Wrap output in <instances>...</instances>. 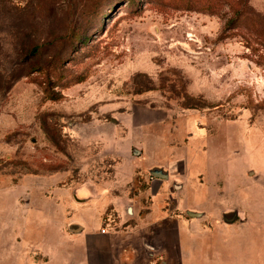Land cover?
<instances>
[{"label":"rangeland","instance_id":"rangeland-1","mask_svg":"<svg viewBox=\"0 0 264 264\" xmlns=\"http://www.w3.org/2000/svg\"><path fill=\"white\" fill-rule=\"evenodd\" d=\"M228 2L0 0V261L12 242L65 241L88 216L67 190L117 158L191 143L264 222V0L232 23ZM166 166L139 170L150 185L181 168Z\"/></svg>","mask_w":264,"mask_h":264},{"label":"crops","instance_id":"crops-1","mask_svg":"<svg viewBox=\"0 0 264 264\" xmlns=\"http://www.w3.org/2000/svg\"><path fill=\"white\" fill-rule=\"evenodd\" d=\"M193 144L177 153L168 148L166 158L147 156V151L141 159L117 158L113 175L67 190L76 203L87 204L88 216L86 221L65 222V241L36 236L12 242L1 261L264 264V222L248 221L245 194L236 199L235 190L224 187L229 174L212 172L215 159L197 158ZM170 163L181 166L177 174L168 172L147 185L148 175L139 169L167 168Z\"/></svg>","mask_w":264,"mask_h":264},{"label":"trees","instance_id":"trees-1","mask_svg":"<svg viewBox=\"0 0 264 264\" xmlns=\"http://www.w3.org/2000/svg\"><path fill=\"white\" fill-rule=\"evenodd\" d=\"M230 5V8H233V10L235 9V13L237 14V17H234L231 19V23L234 21H237V19L242 18V16L245 14V7H248L250 4V0H233L230 2H228ZM220 6H222V2L218 1L215 5H210V7L212 9H217ZM37 53V48L34 47L29 54H36Z\"/></svg>","mask_w":264,"mask_h":264},{"label":"water","instance_id":"water-1","mask_svg":"<svg viewBox=\"0 0 264 264\" xmlns=\"http://www.w3.org/2000/svg\"><path fill=\"white\" fill-rule=\"evenodd\" d=\"M153 173H154L156 176H158V177H165V176H167V173H163L162 171L157 170V169H156V170L154 169Z\"/></svg>","mask_w":264,"mask_h":264},{"label":"built area","instance_id":"built-area-1","mask_svg":"<svg viewBox=\"0 0 264 264\" xmlns=\"http://www.w3.org/2000/svg\"><path fill=\"white\" fill-rule=\"evenodd\" d=\"M153 179H155V178L153 177Z\"/></svg>","mask_w":264,"mask_h":264}]
</instances>
